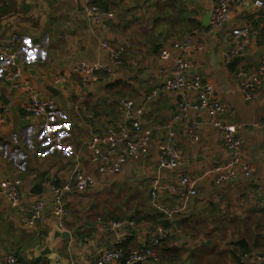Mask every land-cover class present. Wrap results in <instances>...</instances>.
Returning <instances> with one entry per match:
<instances>
[{
  "label": "crops",
  "instance_id": "1",
  "mask_svg": "<svg viewBox=\"0 0 264 264\" xmlns=\"http://www.w3.org/2000/svg\"><path fill=\"white\" fill-rule=\"evenodd\" d=\"M90 1L113 18L90 23L84 15ZM254 1L234 7L221 30L207 33L209 19L206 26L203 23L214 0H0V6L7 7L0 17V42L19 38L20 81L53 97L57 109L46 130L60 138L59 144L46 139L42 120L23 112L28 93L13 91L0 70V113H6L0 124V183H15L19 194L18 201L11 203L0 191V264L6 254L23 264H95L101 250L117 245L118 235L125 236L126 248H140L159 224L170 228L172 235L155 247L157 262L142 264H264V78L258 97L243 101L235 77L239 70L254 71L264 60V7L256 8ZM244 25L251 31L246 42L231 34ZM184 37L202 43L198 53L188 52L189 76L210 82L217 98L233 113L226 112L223 118L242 125L243 155L254 167L248 178L217 184L215 175L206 173L229 155L218 132L206 126L204 115L190 119L198 125L195 143L187 139L182 126L176 127L172 143L181 153L180 166L172 171L157 169L156 146L165 140L162 127L172 119L180 96L167 92L149 96L164 79L160 69L170 67L159 58L160 48ZM103 41L120 50L128 64L113 66L100 47ZM240 45L243 51L237 57L243 60L231 69L232 59L226 60L225 54ZM80 60L109 66L114 75L101 72L97 81L83 88L71 70ZM131 61L137 65H130ZM48 87L58 95L48 92ZM124 98L142 107L141 121L152 129V145L146 157L137 164L126 163L121 173L97 175L85 144L90 135L123 122L119 102ZM74 155H79L84 171L96 176L99 189L65 193V214L58 224L51 215L53 193L48 185L65 180L75 164ZM179 172L204 178L197 194L167 216L181 206ZM156 175L164 189L152 203L151 181ZM36 184L42 189L34 194ZM122 185L140 189L133 193L134 199L129 197L130 214L109 203ZM38 201L44 206L41 217L28 227L24 224L28 208ZM112 219L125 222L123 229L100 223ZM56 228L75 233L50 246ZM254 254L262 260L249 263L246 256Z\"/></svg>",
  "mask_w": 264,
  "mask_h": 264
},
{
  "label": "built area",
  "instance_id": "2",
  "mask_svg": "<svg viewBox=\"0 0 264 264\" xmlns=\"http://www.w3.org/2000/svg\"><path fill=\"white\" fill-rule=\"evenodd\" d=\"M249 1L251 0H214L206 32L214 33L221 30L228 21L231 10ZM253 4L258 9L263 8L264 0H255ZM84 15L94 25L113 18L111 12L104 10L91 1L84 8ZM231 34L235 38H240L243 42H246L251 35L250 26L244 25L233 28ZM19 42L20 40L17 36H13L7 43L0 42V70L5 72V77L13 91L23 90L24 93H28L23 112L34 119H41L46 139L59 144L60 138L51 136L46 130L48 128L47 120L55 115L57 109L53 97L43 96L37 93L27 81H20L21 69L17 65ZM100 47L107 53L113 66L119 67L128 64L123 61L121 51L112 46L109 41H103ZM190 50L198 53L202 50V43H194L189 37H184L172 40L159 50V58L169 62L170 67L160 69V75L164 79L159 86L151 91L149 97H155L161 92H167L178 94L180 100L176 104V111L172 119L167 125L162 127L165 132V140L158 142L156 146L158 153L157 169L159 171H172L180 166L181 153L172 143L176 136V127L182 126L187 139L195 143L199 140L198 125L190 119L191 117L198 119L204 115L206 117V126L218 132L222 146L229 155V158L224 163L213 167L206 173L214 174L217 184L228 183L240 176L248 178L254 172V167L243 155V143L240 135L242 125L223 118L226 112L231 115L233 113L217 98L215 88L210 82H206L196 75L189 76L188 72L192 66L188 59ZM242 51L243 47L241 45L230 48L225 54V58L226 60L233 59L241 55ZM130 65H137V63L131 61ZM71 70L72 73L76 74L80 86L83 88H88L91 83L97 81L101 72H108L111 76L114 75L109 66L85 60L74 62ZM235 77L241 99L243 101L255 100L258 97V89L264 78V60L258 64L254 71L239 70L235 73ZM119 110L123 122L108 126L101 134L90 135L85 144L88 153L87 159L97 175L121 173L126 163L137 164L146 157L152 145V129L144 126L141 121L142 107L137 106L131 99L124 98L119 102ZM5 114V111L0 113L2 116H0V124ZM74 156L75 164L68 169L64 177L65 180L58 186L48 185L53 193L51 215L58 224L61 223V219L65 214V193H82L99 189L96 176L84 171L79 155ZM203 178L204 176H192L183 172L178 173V198L181 206L168 212L167 216H171L179 209H182L190 198L197 194L199 184ZM163 189L164 186L160 184L159 176L156 175L151 181L150 199L152 203L155 201L157 193L163 191ZM0 191L11 203L18 201L19 194L15 183L1 182ZM43 207L41 201L31 204L24 224L28 227L34 226L41 217ZM100 223L106 224L112 230H120L123 229L125 222L108 220L100 221ZM171 235L170 228L159 224L154 228L146 245L136 249H128L123 245L125 236L120 234L116 237L117 245L101 250L95 264H133L146 260L157 262L158 258L154 253L155 247L159 246L163 239L169 238ZM246 258L249 263L262 260L256 254L247 255ZM1 264L23 263L16 256L6 254L1 257Z\"/></svg>",
  "mask_w": 264,
  "mask_h": 264
},
{
  "label": "water",
  "instance_id": "3",
  "mask_svg": "<svg viewBox=\"0 0 264 264\" xmlns=\"http://www.w3.org/2000/svg\"><path fill=\"white\" fill-rule=\"evenodd\" d=\"M25 8V7H24ZM7 12V7L6 5H1L0 6V17ZM208 17L205 18L204 20V23L203 25L206 26V22L208 21ZM243 60V57H235L233 58L229 63V68H233V66L238 62L242 61ZM58 86H60V84H58ZM48 92L52 93L53 95L57 96L58 95V91H55L54 88L52 87H48ZM41 185L40 184H36L32 187V190L31 192L34 193V194H37V193H40L41 192ZM75 232L73 233H69L67 231H60L58 228L54 229L53 231V235H52V239L50 240V246L53 245L54 241L56 239H68L70 237L71 234H74ZM6 250V249H4ZM133 264H142V262H136V263H133Z\"/></svg>",
  "mask_w": 264,
  "mask_h": 264
},
{
  "label": "rangeland",
  "instance_id": "4",
  "mask_svg": "<svg viewBox=\"0 0 264 264\" xmlns=\"http://www.w3.org/2000/svg\"><path fill=\"white\" fill-rule=\"evenodd\" d=\"M115 191H119L118 192V196L114 197L115 195H113L114 199H111L109 201V203H111L113 205L117 204L119 206L120 210L124 209V211H121V212L130 214L131 210L133 209V206H131V204L129 203V197L130 196L133 197L134 196L133 193H139L140 189L134 188V187H132L130 185H126V186L122 185L121 187H116ZM133 199H134V197H133ZM136 203H137V205L140 204V194H137ZM99 217H102V216H99Z\"/></svg>",
  "mask_w": 264,
  "mask_h": 264
},
{
  "label": "trees",
  "instance_id": "5",
  "mask_svg": "<svg viewBox=\"0 0 264 264\" xmlns=\"http://www.w3.org/2000/svg\"><path fill=\"white\" fill-rule=\"evenodd\" d=\"M135 222V221H134Z\"/></svg>",
  "mask_w": 264,
  "mask_h": 264
}]
</instances>
